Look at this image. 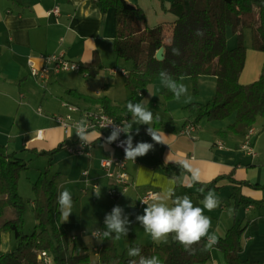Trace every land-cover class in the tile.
<instances>
[{
  "label": "crops",
  "instance_id": "obj_1",
  "mask_svg": "<svg viewBox=\"0 0 264 264\" xmlns=\"http://www.w3.org/2000/svg\"><path fill=\"white\" fill-rule=\"evenodd\" d=\"M129 1L141 7L139 1ZM166 1L171 6L173 0ZM56 7L58 13L53 11ZM176 18L171 24H163L168 34ZM115 34V9L110 8L103 13L95 0H0V144L22 156L35 154L31 148L37 151L51 150L64 142L73 143L56 119L66 114L65 101L82 108H97L102 105L95 100L106 97L111 106L121 112L130 94L125 86V78L132 64H120L121 58L117 57L114 49ZM54 53H63L65 58L82 66L94 67L96 72L93 75L89 69V72L85 71L86 74L62 72L41 82L32 75L29 58H32L35 67L40 68L46 65L42 56ZM263 62V52L246 46L237 77L239 83L248 86L258 81L264 73ZM249 65L251 68L246 75ZM116 68L118 71L114 73L113 69ZM189 79H182L191 97L188 102H185L187 97L166 101L160 80L136 92L138 103L151 110L154 116L159 115V121H154L153 127L167 143H156L147 133L148 125L132 124L131 114L128 116L129 124H132L133 143L143 141L154 145L148 154L137 157L136 161L129 160L128 171L133 184H137V193L156 189L159 196L160 192L165 193L169 188L174 190L175 196H182L181 191L185 189L193 198V205L201 208L203 204L196 199L204 198L208 191H216L214 194L221 201L219 207L210 212L204 209V215L211 218L210 232L219 240L240 219L238 223L244 228L240 258L247 264H264V187L248 184H264V118L259 117L253 125L255 132L251 143L256 155L252 156L243 147L249 128L241 133L227 129L235 121V115L222 120L203 118L195 122L196 113L190 112L187 106L192 102L204 103L211 99L216 91L217 79L210 75L200 76L197 94L193 93L192 80ZM204 83L207 90L202 92ZM31 122L40 124L38 128L31 129ZM188 122L197 124V129L191 135L182 133ZM39 131L43 133L42 138L38 135ZM89 133L95 137L92 156L73 154L75 157L71 160L70 177L76 183L82 182L83 170H89L90 182H99L104 177V172H100L103 171L101 158L115 152L100 134ZM61 150L67 151L64 147ZM56 159L59 163L60 158ZM179 159H187L193 168L200 169L203 183L222 176L216 184L218 189L207 191L196 184L189 188L186 180H190V173L164 169V164H176L173 161ZM182 176L183 182L179 183L175 177ZM235 191L236 195H232ZM238 204H243V207L239 208V205L236 208ZM234 211H237L236 218ZM60 222L69 231L78 230L71 227V215L68 221L60 219ZM0 233L9 245L6 251L10 250L13 247L12 236L5 231ZM171 240L170 235L168 243ZM100 244L93 246L94 251ZM206 263L227 264L217 244L212 248L211 260Z\"/></svg>",
  "mask_w": 264,
  "mask_h": 264
},
{
  "label": "trees",
  "instance_id": "obj_2",
  "mask_svg": "<svg viewBox=\"0 0 264 264\" xmlns=\"http://www.w3.org/2000/svg\"><path fill=\"white\" fill-rule=\"evenodd\" d=\"M95 3L103 13L110 8L116 11L114 49L117 57L132 64L125 78V86L130 91L127 103H138L136 92L160 80L161 71H167L181 83L184 77H190L194 94L198 93L199 77L210 75L217 79L213 97L204 103L192 102L187 106L190 112L196 113L195 122L203 118L222 120L235 115V121L227 129L241 133L253 126L259 117L264 118V73L248 86L237 79L247 30L251 33L253 48L264 52V0H173L170 9L177 18L170 34L163 24L150 26L143 8L129 0H95ZM229 28L238 38L233 48L228 46ZM197 29L203 31V36L195 34ZM161 47H165V58L158 60L156 53ZM173 48H178L180 55H173ZM88 69L91 75L95 74L94 67L82 66L83 72H89ZM163 96L166 101L175 99L165 87ZM95 101L116 118L130 115L127 105L119 112L106 97ZM64 144L51 150L30 149L37 155L49 156L47 166L33 183L36 224L32 234L25 230L24 216L31 199L26 200L19 192L21 173L28 163L19 152H11L6 145L0 144V231L13 233L15 238L10 250L0 251V264H44L38 259L41 251L50 252L54 264H129L130 258L125 251L118 250L115 239L101 242L95 252L97 261L93 263L89 248L77 246L76 236L60 222L57 180L55 176L51 177V169L56 153ZM164 169H175L177 173L186 171L177 164H164ZM220 177L196 185L207 191L215 190ZM248 184L264 187V184ZM243 232L244 228L235 223L218 240L217 246L224 253L227 264L248 263L240 258ZM204 243L201 241L195 246V254L185 251L173 239L159 245L133 242L130 247H140L145 256H157L161 264H204L211 260L213 248L203 251Z\"/></svg>",
  "mask_w": 264,
  "mask_h": 264
},
{
  "label": "clouds",
  "instance_id": "obj_3",
  "mask_svg": "<svg viewBox=\"0 0 264 264\" xmlns=\"http://www.w3.org/2000/svg\"><path fill=\"white\" fill-rule=\"evenodd\" d=\"M197 36H203V31L196 30ZM173 55H180L178 48L172 49ZM161 84L167 88L176 100L187 97L185 102L190 101L188 89L185 84L174 79L167 71L159 73ZM127 112L131 114L132 124L148 125L147 133L156 143H167L158 131L153 127L154 121H159V115L153 114L151 110L141 103H127ZM109 122L107 125H112ZM132 124L114 125L113 131L107 137V142L112 143L119 139L123 132L127 134L125 140H121L119 146L124 148L125 160L136 161L137 157H142L153 149L154 145L149 142L133 143ZM75 133L80 137L83 144L91 143L95 137L87 131V126L83 120L76 123ZM137 133L139 129L137 128ZM71 137V136H70ZM181 169L190 173V180H186V186L191 188L193 185L203 183L201 171L193 168L187 159L174 160ZM203 192V189H201ZM96 196H101V191H95ZM174 197V198H173ZM171 200V206L168 201ZM147 204L143 214L137 215L136 220L142 225L146 234L157 245L168 242V237L180 244L185 251L190 254L196 253V245L205 241L202 250H210L218 243V238L210 232L211 218L204 215V209L213 211L219 207L221 201L212 191H208L204 197L203 208L194 206L189 196H175L174 190L169 188L163 196L152 198L151 201H143ZM58 211L60 219L65 222L69 220L73 212L72 194L68 190H63L58 196ZM130 220L125 214L124 209L119 205L113 207L111 212L104 218V229L97 228L92 232L98 241L103 242L105 239L119 240L122 236H127L129 232ZM129 264H161L157 256H145L138 246L129 247L127 250Z\"/></svg>",
  "mask_w": 264,
  "mask_h": 264
},
{
  "label": "rangeland",
  "instance_id": "obj_4",
  "mask_svg": "<svg viewBox=\"0 0 264 264\" xmlns=\"http://www.w3.org/2000/svg\"><path fill=\"white\" fill-rule=\"evenodd\" d=\"M131 1L132 2L139 1L141 3L140 4L141 8H143L144 12L146 13L147 21L150 26L154 27L159 25L160 23L171 24L173 18H176V15L170 9L171 8L170 4L166 0H131ZM244 36H245L244 38L245 46L249 47L250 49L259 51L253 48L252 46L250 31L247 30ZM227 37H228V46L230 48L235 47L238 43V38L230 28L228 29ZM122 62L124 64L126 63L127 66L130 65V63L129 62L127 63V61L124 59H121L120 64H123ZM120 76L121 75H119L118 77L120 78ZM206 85H207L206 83L203 84L202 92H204V90H207ZM31 123H32L31 129L38 128V125L40 124L38 122H31ZM21 157H24V159L27 161L28 167L24 169L21 173V178L19 182V192L26 200L31 199V201L27 203L24 216H25V230L28 234H32L33 231L35 230V224H36L33 214V203H32V200L35 197V193L33 190V183L38 179L40 171H42L47 166L49 156L27 153L24 155L22 154ZM74 157L75 155L70 154L65 150H61L60 153L56 155V158H60V160L58 163L57 159L55 158L54 164L51 169V177L55 176V179L57 180V186H58L57 196H59L60 192H62L65 189L72 194L73 212L71 214V225H72L71 227L74 228L77 227L78 230L73 229V231L70 232L73 233L77 238V240L75 241L76 245L89 247V250L92 252V262L96 263L97 255L95 253L96 251H94L93 246L100 244V241H98L94 236H92V232L95 231L97 228L104 229L105 227L104 218L106 214L111 212L113 207L117 205H119L124 209L125 214L128 215V218L131 222L129 225L128 235L122 236L119 240H116V246L118 250L125 251L127 253L128 248L133 242L142 245H148L154 243L151 240L150 236L145 233L142 225L136 220V216L143 214L144 209L147 207V204L142 205L140 201L141 198L146 193L149 192V189L145 191L143 190L142 194L138 192L139 193L138 194L137 184L135 183L134 185L133 180L131 178L130 182L132 183V185L128 188V190L122 192L118 198H112L108 194L109 179L104 176L99 180V182H97L99 185V189L97 191H101V196L98 198L95 192L93 193L90 187H87L86 192L83 191L84 188H86L84 178L82 182L79 181L78 183H76V181H73L72 178L70 177L72 174L71 160H73ZM100 172L103 173V171ZM173 175L176 176L174 173ZM182 178L183 176L181 178L175 177V179H177L179 183L183 182ZM151 190H156V189H151ZM182 190H183L181 191L182 196L187 195L190 197V195L187 194V191H185V189ZM189 192L190 190L188 191V193ZM212 192L215 193L216 191H212ZM164 194L165 193L160 192V196H163ZM223 194L225 193H222V195ZM178 196H180V194H178ZM190 199L193 200L192 197H190ZM203 199L204 198H200L196 200H199V203L202 204ZM231 202H233L232 199ZM168 204L169 206H171V200L168 201ZM242 207L243 204H240L239 208ZM133 210H136L138 212L136 214H133ZM232 214H233V210H232ZM234 215H235L234 218H236L237 211H234ZM238 221L240 222L241 220L237 219V223ZM245 221H246V217H245ZM8 233L12 236L11 239L13 246L15 243L14 235L13 233L10 232ZM8 247L9 245L6 243L5 239H3L0 233V251H6Z\"/></svg>",
  "mask_w": 264,
  "mask_h": 264
},
{
  "label": "built area",
  "instance_id": "obj_5",
  "mask_svg": "<svg viewBox=\"0 0 264 264\" xmlns=\"http://www.w3.org/2000/svg\"><path fill=\"white\" fill-rule=\"evenodd\" d=\"M55 13L59 12L58 7L53 10ZM46 62V65L43 67L37 68L34 66L32 62V58H29V62L32 66V75L39 79L41 82H46L53 74H59L62 72H83L82 64L79 62L68 60L64 57L63 53H54L47 54L42 56ZM118 69H113V72L116 73ZM125 74V72L123 70ZM85 73V72H84ZM87 73V72H86ZM85 73V74H86ZM63 105L67 108V112L64 115H59L56 119L63 126L65 133L67 134L68 139L73 140V143L65 142L64 148L72 153L77 155H86L92 156L93 143L83 144L80 137L75 133L76 123L83 120L87 126L88 132H97L100 136L107 142V137L113 131L114 125H122L129 124V118L127 116H123L121 118H116L105 112L103 107L97 108H82L77 104H73L70 102H63ZM109 122H113L112 125H107ZM197 129V124L195 122H188L184 126L182 133L191 135ZM255 129L251 126L245 136V143L243 145L244 149L248 154L255 156L256 151L251 143V137L254 134ZM39 137H43L42 131H39ZM71 136V137H70ZM74 139H71L73 138ZM127 138V134L121 133L120 137L117 141L109 143L114 148L115 152H113L110 156L103 157L100 160V166L104 172V176L109 179L108 184V194L112 198H118L122 192L128 190V188L132 185L130 182L131 176L128 171V161L125 160V152L124 148L120 147V141L125 140ZM108 143V142H107ZM220 147L222 144L220 143ZM82 175L85 180L86 188L90 186L92 191H97L99 189V185L97 182H90V172L89 170H83ZM159 192L156 190H149L142 198L140 203L142 205H146L143 201H151L152 198L157 197ZM38 259L42 261L44 264H54L53 255L48 251L39 252ZM211 264V263H204Z\"/></svg>",
  "mask_w": 264,
  "mask_h": 264
},
{
  "label": "water",
  "instance_id": "obj_6",
  "mask_svg": "<svg viewBox=\"0 0 264 264\" xmlns=\"http://www.w3.org/2000/svg\"><path fill=\"white\" fill-rule=\"evenodd\" d=\"M164 53H165V47H161L156 53V58L158 60H163L165 58ZM136 213H137V211L133 210V214H136Z\"/></svg>",
  "mask_w": 264,
  "mask_h": 264
},
{
  "label": "bare ground",
  "instance_id": "obj_7",
  "mask_svg": "<svg viewBox=\"0 0 264 264\" xmlns=\"http://www.w3.org/2000/svg\"><path fill=\"white\" fill-rule=\"evenodd\" d=\"M250 68H251V65H249L248 68L246 69V71H245L246 75L248 74V71H249Z\"/></svg>",
  "mask_w": 264,
  "mask_h": 264
}]
</instances>
